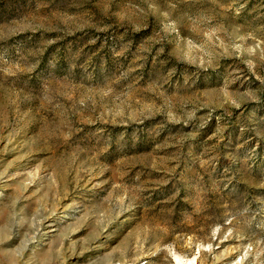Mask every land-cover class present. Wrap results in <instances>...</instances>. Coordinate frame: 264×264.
I'll list each match as a JSON object with an SVG mask.
<instances>
[{
  "label": "rangeland",
  "instance_id": "1",
  "mask_svg": "<svg viewBox=\"0 0 264 264\" xmlns=\"http://www.w3.org/2000/svg\"><path fill=\"white\" fill-rule=\"evenodd\" d=\"M0 264H264V0H0Z\"/></svg>",
  "mask_w": 264,
  "mask_h": 264
},
{
  "label": "bare ground",
  "instance_id": "2",
  "mask_svg": "<svg viewBox=\"0 0 264 264\" xmlns=\"http://www.w3.org/2000/svg\"><path fill=\"white\" fill-rule=\"evenodd\" d=\"M180 262H182V261H180Z\"/></svg>",
  "mask_w": 264,
  "mask_h": 264
}]
</instances>
